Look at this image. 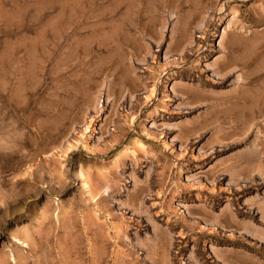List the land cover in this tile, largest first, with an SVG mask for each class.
I'll return each instance as SVG.
<instances>
[{
    "label": "rangeland",
    "instance_id": "374dc122",
    "mask_svg": "<svg viewBox=\"0 0 264 264\" xmlns=\"http://www.w3.org/2000/svg\"><path fill=\"white\" fill-rule=\"evenodd\" d=\"M0 264H264V0H0Z\"/></svg>",
    "mask_w": 264,
    "mask_h": 264
},
{
    "label": "bare ground",
    "instance_id": "6f19581e",
    "mask_svg": "<svg viewBox=\"0 0 264 264\" xmlns=\"http://www.w3.org/2000/svg\"><path fill=\"white\" fill-rule=\"evenodd\" d=\"M223 7H225V6H223Z\"/></svg>",
    "mask_w": 264,
    "mask_h": 264
}]
</instances>
